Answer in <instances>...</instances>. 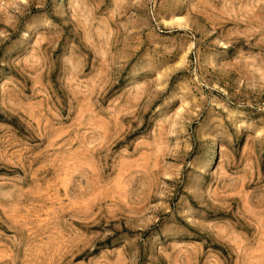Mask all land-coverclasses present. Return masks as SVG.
Listing matches in <instances>:
<instances>
[{"label": "rangeland", "instance_id": "1", "mask_svg": "<svg viewBox=\"0 0 264 264\" xmlns=\"http://www.w3.org/2000/svg\"><path fill=\"white\" fill-rule=\"evenodd\" d=\"M0 264H264V0H0Z\"/></svg>", "mask_w": 264, "mask_h": 264}, {"label": "bare ground", "instance_id": "2", "mask_svg": "<svg viewBox=\"0 0 264 264\" xmlns=\"http://www.w3.org/2000/svg\"><path fill=\"white\" fill-rule=\"evenodd\" d=\"M212 152H214V151H212ZM211 152V153H212ZM209 160V159H208ZM207 162V161H206ZM210 164H212V155L210 156ZM213 167V166H212Z\"/></svg>", "mask_w": 264, "mask_h": 264}]
</instances>
